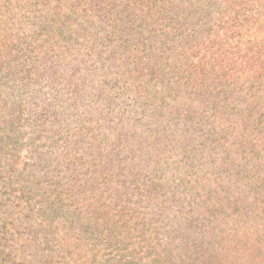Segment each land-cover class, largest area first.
Masks as SVG:
<instances>
[{"label": "trees", "instance_id": "1", "mask_svg": "<svg viewBox=\"0 0 264 264\" xmlns=\"http://www.w3.org/2000/svg\"><path fill=\"white\" fill-rule=\"evenodd\" d=\"M77 17L108 29L95 67ZM0 92V153L25 115L30 167L102 232L138 208L188 248L264 264V0H0Z\"/></svg>", "mask_w": 264, "mask_h": 264}, {"label": "rangeland", "instance_id": "2", "mask_svg": "<svg viewBox=\"0 0 264 264\" xmlns=\"http://www.w3.org/2000/svg\"><path fill=\"white\" fill-rule=\"evenodd\" d=\"M123 16L108 17L106 21L110 31L128 28L123 33V39H128L135 24L122 22ZM5 23L13 31L18 29L15 18H8ZM100 24L93 18L80 17L69 23L72 40L82 45L83 60L92 57L94 67L97 57L108 56L113 46L108 41L103 46L108 29ZM150 27L155 29V24L150 23ZM146 30L143 24L142 36ZM40 107L38 103L34 110ZM19 123L23 125L22 133L10 134L12 141L18 139L19 147L14 149L9 143L0 153V264H248L243 263L241 256L233 259L218 245L210 250L186 247L180 242L181 224L177 219L168 218L161 224L152 221L148 225L138 208L132 214L124 210L118 215L117 222L122 227L102 232V228L89 222L86 212H78L76 204L64 201L65 195L51 192L53 187L42 179L38 166L30 167L29 163L34 162L31 151L37 149L28 143L31 134L25 115ZM7 125L0 124V128ZM28 173L33 175L30 184L19 176ZM22 187L27 196L22 194ZM98 192L93 195L91 191L90 202L94 205ZM113 211L119 212L120 208L115 206Z\"/></svg>", "mask_w": 264, "mask_h": 264}]
</instances>
